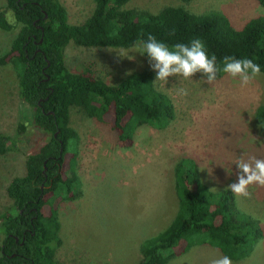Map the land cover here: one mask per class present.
I'll use <instances>...</instances> for the list:
<instances>
[{"label": "trees", "instance_id": "1", "mask_svg": "<svg viewBox=\"0 0 264 264\" xmlns=\"http://www.w3.org/2000/svg\"><path fill=\"white\" fill-rule=\"evenodd\" d=\"M3 1L6 8L0 11V30L19 28L9 53L0 57V65L11 59L18 75V96L29 107L33 124L49 138L26 158L24 174L7 186L11 205L0 214L4 236L0 264H58L55 252L61 238L54 203L70 201L80 193L73 168L78 142V134L70 126L73 108L109 125L122 144L132 142L140 129L163 130L175 120L174 105L154 87L152 70L133 72L109 85L89 72L68 71L64 58L70 44L131 49L148 34L169 46L199 38L209 55H216L218 64L225 56L251 58L264 74L262 17L236 29L217 11L195 14L183 6H166L151 13L127 8L132 0H92L91 15L73 25L59 0ZM256 1L264 7V0ZM7 13H11L10 18ZM224 76L220 72L216 80ZM256 122L264 132V104L256 111ZM25 128L20 123L18 132ZM12 142V137L0 133V156L10 150ZM69 153L73 159L65 175ZM194 167L186 157L175 165L178 210L163 231L142 242L141 259L136 264H168L194 245L211 246L232 261L240 260L262 237L260 223L238 209L233 193L211 191Z\"/></svg>", "mask_w": 264, "mask_h": 264}, {"label": "rangeland", "instance_id": "2", "mask_svg": "<svg viewBox=\"0 0 264 264\" xmlns=\"http://www.w3.org/2000/svg\"><path fill=\"white\" fill-rule=\"evenodd\" d=\"M59 1L73 25L83 23L94 6L92 0ZM166 6H183L195 14L221 12L236 29L251 19L264 18V7L256 0H132L126 7L156 13ZM5 8L0 0V11ZM18 28L0 30V57L9 53ZM131 50L72 43L64 61L68 71L89 72L109 85L133 72L152 70L154 87L174 105L175 120L163 130L140 129L132 142L122 144L109 125L95 122L80 109L71 110L77 154L74 159L67 154L63 171L68 174L73 159L80 193L70 201L54 203L61 238L55 252L58 264L139 262L142 242L163 231L178 210L174 167L182 158L193 161L201 182L213 192L237 182L236 161L242 155L264 158V132L256 122V111L264 104V74L244 88L227 75L211 85L200 83L199 73L193 80L171 77L165 85L155 83L157 74L145 55L130 52L134 59L118 55ZM179 88L188 95H179ZM20 123L26 127L22 133ZM0 133L13 138L10 150L0 156L1 214L11 205L6 194L9 182L24 174L26 158L49 138L33 124L29 107L18 96V75L10 58L0 65ZM249 192L250 198L233 194L235 203L260 223L263 235L250 254L232 264H264V187L250 186ZM3 237L0 233V244ZM221 256L214 247L194 245L168 264H210Z\"/></svg>", "mask_w": 264, "mask_h": 264}, {"label": "clouds", "instance_id": "3", "mask_svg": "<svg viewBox=\"0 0 264 264\" xmlns=\"http://www.w3.org/2000/svg\"><path fill=\"white\" fill-rule=\"evenodd\" d=\"M11 13H9V17ZM11 23V19H9ZM174 35V32L172 33ZM147 55L151 68L156 72V82L167 84L169 78L178 80H193L197 74H201L200 83L213 84L220 72L233 80H238L241 88L247 87L260 75V66L251 58L237 59L232 56L223 57L218 64L215 54L209 55L205 43L199 39H193L187 44L176 43L171 46L158 40L151 34L146 39L136 42L132 50L118 54L121 58L134 59L129 53ZM179 95L187 96L184 88L177 89ZM238 169L237 182L228 185L225 191H230L236 197L250 198V186L264 187V158L242 155L236 161ZM215 190V189H213ZM210 264H232L229 256L214 258Z\"/></svg>", "mask_w": 264, "mask_h": 264}, {"label": "water", "instance_id": "4", "mask_svg": "<svg viewBox=\"0 0 264 264\" xmlns=\"http://www.w3.org/2000/svg\"><path fill=\"white\" fill-rule=\"evenodd\" d=\"M41 41L42 40H40V43H41ZM56 135H57V133L54 135L55 137H56ZM46 171V168L44 167V172ZM16 240V242H17V239H15ZM12 256H14V255H12Z\"/></svg>", "mask_w": 264, "mask_h": 264}]
</instances>
